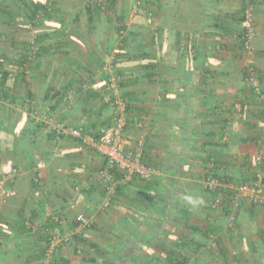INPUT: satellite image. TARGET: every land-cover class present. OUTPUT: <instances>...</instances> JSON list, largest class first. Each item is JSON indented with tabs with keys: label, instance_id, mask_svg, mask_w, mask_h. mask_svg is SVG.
<instances>
[{
	"label": "crops",
	"instance_id": "0c3cea01",
	"mask_svg": "<svg viewBox=\"0 0 264 264\" xmlns=\"http://www.w3.org/2000/svg\"><path fill=\"white\" fill-rule=\"evenodd\" d=\"M84 1L60 0L58 3L60 13L57 15L65 23H71L69 27L60 29V25L50 23V28L34 31L37 35L41 34L40 41L45 52L39 59L30 60L25 78L28 86L16 77L15 90L9 94L22 96L27 88L33 101L32 107L37 109L39 106L41 113L49 114L65 126L80 129L84 126L88 131L92 128V132H95L98 123H109L111 112L100 103L93 90L87 91L83 86L99 87L103 84L100 68L114 56L115 33L110 23L103 31L91 28ZM166 2L165 10L161 9L159 13V21L165 19L168 25L161 29L159 43L162 45L160 57L163 62H160L159 68L163 70L164 66L169 69L178 65L183 53L181 40L189 37L191 44L196 46L200 42H211L207 53L213 56L209 55L201 63L195 59L193 66L210 68L212 72L204 76L196 70L190 82L164 74L160 78L163 80L152 79L155 85L151 91L136 90L133 93L134 101L124 130V137L131 143L127 149L142 138L144 161L155 168L156 175L147 185L136 179L119 185L112 194L111 208L106 216L97 214L96 222L100 226L118 227L132 236L135 243H143L137 252L130 251L127 257H119L121 264H131L127 259L142 262L150 258L147 253L151 251L162 256L157 247L165 239L178 241L182 238L187 224L217 232L214 240L218 248L210 245L214 258H208L206 264H264V203L256 205L243 200L235 206L230 200L231 196H228L236 185L257 181L264 200V186L260 183L264 174V160L260 166L254 163L256 155L264 156V115L260 110L258 94L242 78L246 69H253L260 90L264 93V0H258L256 4L250 52L234 42L232 30L218 31L217 37L210 36L212 32L206 30L200 36L199 20L184 11L189 4L185 8L180 6L181 9L174 6L179 13L172 20L173 16L166 14V11L174 4L172 0ZM205 3L211 14L222 18L238 8V0H206ZM194 4H190L191 14H198ZM181 16L190 21L179 22ZM76 18L77 21L72 22ZM99 20L95 18V23H100ZM129 20L128 25L144 23L142 19L133 21L130 15ZM5 23L7 21L0 18L1 34L13 33L3 28ZM34 32L22 29L13 33L16 52H24L21 44L23 41L27 43L30 36L33 38L36 35ZM165 36L171 38L167 43L163 38ZM192 55L193 51L189 55L190 60H186L190 67L193 64ZM215 55L223 56L218 59ZM122 67L126 73L137 72L138 59H130ZM188 82L189 88L180 86ZM73 85L81 89L78 95H70ZM58 90L61 94L53 98L52 91ZM32 114L26 106L4 99L0 94V177L17 167L19 173L13 186L12 183L9 185L10 188L16 183L18 187H24L34 173L45 182L48 178L59 177L76 180L81 189L92 185L96 172L102 167L103 158L93 149L71 147L70 141L51 142L45 130L47 127L39 125L42 123L35 121L26 125L27 118L32 119ZM24 127L26 132L22 137L20 132ZM210 143H218L212 151L222 149L216 158L218 175L226 181L228 178H224V173H235L238 178L235 182H225L227 184L223 191L217 194L206 193L202 185L206 165L201 155ZM21 179H24L23 183ZM58 183L57 180L51 185L56 195L67 200L65 214L72 213L71 217L84 214L82 193H74L66 183ZM96 188L100 190L99 186ZM191 191L201 194L193 198L199 201L195 207L186 200ZM21 196L18 197L21 199ZM214 200L219 201L215 209L211 206ZM8 205L0 200L1 216L8 213L15 215V210H19L18 205ZM56 206L63 207V203L54 195L46 199L43 210L49 212ZM225 210L229 212L226 216ZM230 215L234 216L232 227L229 226ZM16 218L5 217L9 226L4 231L11 234V240L9 242L6 236L0 234V264L6 258L5 251H10V259L16 258V240L19 238L15 229ZM99 241L104 245L103 240ZM202 251L198 252V259L202 257L199 256ZM90 255L96 256L99 261L103 259L99 252ZM70 260V264H80L78 257L71 256Z\"/></svg>",
	"mask_w": 264,
	"mask_h": 264
},
{
	"label": "trees",
	"instance_id": "16d2710c",
	"mask_svg": "<svg viewBox=\"0 0 264 264\" xmlns=\"http://www.w3.org/2000/svg\"><path fill=\"white\" fill-rule=\"evenodd\" d=\"M205 1L206 0H172L174 5L170 10L166 11V14H171L173 16L172 20H174L175 14L179 13L178 9H175L174 6L177 5V8L181 9L180 6L185 8L186 5L189 4L184 11L189 12V16L195 17L199 20L200 36L206 32V30H210L213 34L210 36L213 37H217L218 31L224 32L232 30L231 37L237 45L239 44V46L243 48V50H245V41L248 40L247 36L250 34L251 47V38L254 36L252 27L253 16L258 0H238L237 10L230 13L228 17H224L225 19L214 13L211 14V10L206 6ZM59 2L60 0H0V18L7 21L3 28L11 30L13 33L22 29L32 33L38 29L50 28V23L60 25V29L67 28L71 23H65L63 18L60 17V15H57L60 13ZM192 2L195 3L194 8L198 14H191L190 4ZM166 5H168L166 0H161V3L159 0H106L105 4H99L98 0L84 1V9L88 15L89 22L92 24V29H101V31H103L102 29L107 26V23H110L113 26L112 28L115 33L113 34V38L115 42L114 44L116 45V51L111 58L110 67L114 70L113 75L119 79L118 88L122 98L127 103L128 117L129 111L132 108L131 103L134 101L132 99V97H134L133 93L136 92V90L151 91V88L153 89V86L155 85V81L152 80L154 77H156V81H160L163 80L160 79L161 75L171 74L173 77L183 79L184 82H190V79L196 70H199L200 74H203L204 76L212 72L210 68H196L193 66L195 59H198L201 63L207 60L209 55H212V53H207L208 47H211V42H200L196 46L191 44L189 37H187L186 40H181L182 45L180 44V47L183 53L180 56L178 65L176 67H169V69L164 66L165 69L163 70L159 68L160 62H163V58L161 59L160 57V48L162 45L159 43V39L162 37L161 29L168 27L165 19L159 21V13ZM249 5L252 6V14L249 21H247L246 11ZM134 9L147 11L151 15L150 18L152 22L150 24L133 23L128 25L130 23L129 15ZM95 18H99L100 23H95ZM181 18L182 19L179 22L182 21V23H186L190 21L189 18L183 16H181ZM76 21L77 18L72 20V22ZM13 33L1 34L0 32V94H2L4 99H10L16 104L20 103L21 105L26 106L29 111H32V119H29L28 117L25 122L26 125H28L30 122H37L35 113L40 107L38 106L37 109L32 107L33 101L30 91L27 88H25L26 92L18 97L11 96L9 92L15 90L16 77H19L20 82L26 87L28 86L25 78L29 72L30 60L39 59L45 52V49L43 45H41V36H39L41 34L37 35L34 32L36 35L33 38L30 36V40L27 41V43L26 41H23L24 43L21 44L24 52H16L15 34ZM163 38L165 43L171 39L170 37L167 39V36ZM147 42L149 43L148 46H146ZM219 50H222V48ZM192 51L193 64L190 67V63L187 64L186 60H190L189 55ZM217 55H215L216 58L222 59L220 56L223 55ZM129 58L138 59L139 70H137V72L126 73L122 70V65L124 62L130 61ZM104 65L105 63L100 68L103 75V84L99 87L89 86L90 88L87 89V91L93 90L92 92L96 93L97 97L100 99V103H102L100 91L103 89L108 77H110L103 72L102 69ZM248 75L249 69H246V71L242 73V78L245 80ZM189 82L186 84L182 83L180 86L189 88ZM71 91L74 92V95H78L81 92V89L73 85L72 88L70 87V92ZM52 92L54 93L52 95L53 98L61 94L59 90L58 92ZM46 115L50 116L49 114ZM37 123L41 122L38 121ZM39 125H41L40 127L42 128L47 127L43 123ZM75 128L81 130L83 136H89L94 140L97 139V135L95 132H92V128L89 131L85 129L84 126L81 129L78 127ZM46 130L47 136L51 142L52 140L70 141L72 142L73 146L71 147L73 148L77 147L80 150L92 149L85 146L79 139L57 135L56 131L48 130V127ZM24 131L26 132V127L20 132L22 137L25 135ZM27 132L29 131L27 130ZM16 143H18V140H16ZM207 146L208 148L202 152L201 159H203L206 166L208 162L212 160L213 166L210 171H213L215 177L220 181L222 185L220 188L221 192L223 191L225 184H227L225 182H235L238 180L237 174L228 173L227 175L224 173L223 176L224 178H228V181L223 180V177L219 176L217 173L219 169L217 168L218 162L216 160L217 155L221 153L222 149L218 148V152L212 151L218 146V143H210L209 145L207 144ZM105 166L106 163L104 161L102 167L96 172V176L100 170L105 169ZM206 166L204 171L206 170ZM15 169H17V173H19L18 168L16 167ZM109 172L114 176L115 180L120 181L122 179V175L115 169L109 170ZM133 179L140 181L137 178ZM57 180L60 185L66 183L72 192H74L75 187L80 186L78 185L79 183L72 178H48L47 182H45L34 173L29 177L27 185H23L24 187H18L17 183L14 187H11L15 190L16 196L4 201L6 202V206H9V203L18 205L19 210H15V215L8 213L1 216L0 214V234L6 236V239L10 242L11 234L4 231L7 229V226H9L5 222V217L10 218L11 216H16L15 229L19 237L16 240V248L18 251L15 254V259H10V251H5L6 258L2 260L1 264H70L71 256L80 258V264H115L117 262H119L118 264H121L122 261L119 260V257H127L126 254L130 253V251L137 252L139 248H142L143 243L142 245L140 243H135L132 236L126 234L118 227L100 226L99 223L96 222V215L100 214L98 216H106L112 206V198H110V205L106 208H102L106 193L100 182L97 181V177L94 178V183H92V185H86L85 187H82V189L80 188L77 192L82 193V207L85 209L84 214L88 219L86 223L82 224L76 220L77 215L71 217L70 215H72V213L67 212V214H69H65L64 207H66L67 200L56 195V192L51 185L55 184ZM21 181L23 183L24 179H21ZM152 181L153 180L143 183L147 185ZM13 182L11 184L12 186ZM40 182H42V184ZM260 183L264 186V174L261 175ZM125 184L126 183L116 185L115 191L119 185ZM98 186L100 187V190L96 188ZM44 188L47 190L43 191ZM205 192L210 193L206 190ZM19 195H22L21 199L18 197ZM54 195L61 200L63 207L56 206L54 210L45 212L43 209L45 207L46 199H49ZM231 195V192H229L228 196ZM188 196L197 198L200 197L201 194L199 193L198 195L197 192L191 191ZM10 207L16 206L11 205ZM227 214H229V212L225 210L224 215L226 216ZM52 215L57 216V222L52 219ZM102 218L104 219L105 217ZM184 228L186 231H184L185 233L182 235V238L178 239V241L170 238L165 239V241H162L160 246L157 247L161 252L160 255L163 254L162 256H159L157 252L151 251L147 253V256L150 258L139 263L127 259L128 263L188 264L193 261L197 264H206L208 258H214L212 256L210 244L214 241L216 249L218 248L217 241L214 240L217 232L209 231L207 227L200 229L199 226L194 224H187ZM56 237L61 240L52 248L51 252H49V247ZM99 239L104 241V245H102ZM201 250L203 251L199 256H202L203 258L200 257L198 259L197 254ZM95 252H99V254L102 255V261H99L96 256L90 255V253Z\"/></svg>",
	"mask_w": 264,
	"mask_h": 264
},
{
	"label": "built area",
	"instance_id": "2783aa9c",
	"mask_svg": "<svg viewBox=\"0 0 264 264\" xmlns=\"http://www.w3.org/2000/svg\"><path fill=\"white\" fill-rule=\"evenodd\" d=\"M106 0H98L99 4H105ZM252 14V6L249 5L246 11V19L249 21ZM150 14L145 10L134 9L130 18L133 21L142 19L144 23L150 24ZM250 35V34H249ZM247 36L248 40L245 41L244 49L250 51V36ZM110 61L103 66V72L109 75L103 89L100 91L101 102L106 105L111 112V118L109 123L98 126L95 130L97 139H92L89 136H83L81 130L65 126L64 124L55 121L52 117L36 111L35 116L37 121L45 124L48 130L56 131L57 135L63 137H71L79 139L82 143L96 151L105 161V169L100 170L97 173V181L100 182L103 190L106 193V198L102 204V208H106L110 205V198L115 192L116 185L124 184L131 181L133 178H137L142 182H149L153 180L156 175V170L153 166L147 165L144 161L143 146L144 140L139 138L135 141L132 148L127 149L131 146V143L124 137V130L127 126V103L122 98L119 92V79L115 77L114 70L110 67ZM248 86L258 94V102L260 110L264 115V93L260 90V85L257 81L255 72L249 70V75L245 79ZM85 90L90 87L87 85L83 86ZM262 92V93H261ZM70 95L73 96L74 92L71 91ZM264 156L258 154L254 157V163L260 166L263 163ZM212 160L208 162L205 170L204 177L202 179L203 188L210 193H221L220 188L222 187L220 181L215 177L212 169ZM116 170L122 175V179L119 181L114 179V176L109 170ZM17 169H11L6 174L0 177V200H6L8 198L16 196L14 189L10 188L9 185L13 182L17 175ZM81 188V185L74 188V193H77ZM233 205H238L240 201L246 200L253 204L260 205L263 201V191L257 181L242 183L233 187V193L230 197ZM219 205L218 200H214L212 208L215 209ZM52 219L57 222L58 218L56 215H52ZM76 220L78 222L86 223L88 219L84 216L79 215ZM234 223V216H229V226L232 227ZM60 238H54V241L49 247V252L52 248L60 242ZM215 247L214 241L210 244ZM190 264V263H188Z\"/></svg>",
	"mask_w": 264,
	"mask_h": 264
},
{
	"label": "clouds",
	"instance_id": "9594fccd",
	"mask_svg": "<svg viewBox=\"0 0 264 264\" xmlns=\"http://www.w3.org/2000/svg\"><path fill=\"white\" fill-rule=\"evenodd\" d=\"M186 200H187L190 204H192L194 207H195L196 203L199 202V201H195V200H193L192 197H186Z\"/></svg>",
	"mask_w": 264,
	"mask_h": 264
},
{
	"label": "rangeland",
	"instance_id": "374dc122",
	"mask_svg": "<svg viewBox=\"0 0 264 264\" xmlns=\"http://www.w3.org/2000/svg\"><path fill=\"white\" fill-rule=\"evenodd\" d=\"M141 23H142V20H141ZM73 96H75V95H73ZM105 124H106V123H104V124H99V123H98V126L105 125ZM45 130H46V129H45ZM75 212H76V211H75ZM75 215H77L76 218H77L79 215H82V216H84V217L86 218V216L83 215V214H75ZM75 215H74V216H75ZM86 219H87V218H86ZM190 264H197V263L192 261V263H190Z\"/></svg>",
	"mask_w": 264,
	"mask_h": 264
}]
</instances>
